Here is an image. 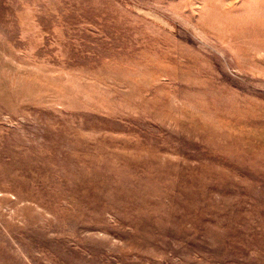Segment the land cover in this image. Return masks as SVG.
<instances>
[{
	"label": "rangeland",
	"instance_id": "rangeland-1",
	"mask_svg": "<svg viewBox=\"0 0 264 264\" xmlns=\"http://www.w3.org/2000/svg\"><path fill=\"white\" fill-rule=\"evenodd\" d=\"M0 264H264V0H0Z\"/></svg>",
	"mask_w": 264,
	"mask_h": 264
}]
</instances>
